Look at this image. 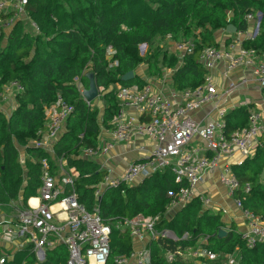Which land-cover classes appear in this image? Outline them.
I'll return each mask as SVG.
<instances>
[{
  "label": "trees",
  "instance_id": "obj_1",
  "mask_svg": "<svg viewBox=\"0 0 264 264\" xmlns=\"http://www.w3.org/2000/svg\"><path fill=\"white\" fill-rule=\"evenodd\" d=\"M258 12L262 14L259 32L244 39L243 46L261 52L264 0H30L28 13L39 26V33L30 24L18 21L8 37H0V92L3 84L12 80H18L24 87L17 93V107L10 118L0 112V207L22 199L23 209L28 199L37 195L41 160L48 154L41 148L28 147L23 165L15 140L26 145L36 138L46 128L45 108L61 97L73 110L66 122L67 131L54 150L58 158H66L68 165L78 170L76 191L80 201L91 211L97 209L103 222L111 227L112 252L106 264H116L117 256L131 254L132 238L118 223L137 215L160 216L161 227L180 237L186 232L191 235L188 240L152 241L150 264H192L180 258L169 263L165 253L192 245L201 236L209 237L207 247L214 252L227 254L238 249L240 264H264V242L250 249L234 227L225 237H218L219 229L224 227L222 211L204 209L194 200L172 219L163 218L181 186L171 168L159 169L135 185L106 188L96 199L95 191L104 172L97 163L75 157L83 148L98 146L101 123L110 128L119 107L115 90L107 91L102 96L106 106L100 123L99 109L82 95L81 89L89 85L87 71L94 72L97 86L105 90L116 83L141 87L147 81L139 75L130 81L121 80L122 75L135 71L143 61L139 46H149L155 39L182 37L196 41L195 51L183 57L172 53L167 63L174 70L176 89L195 88L204 82L206 74L199 61L200 53L207 47H220L215 31L230 24L237 31H246L247 16ZM108 47L114 51L113 61H117L112 69ZM163 60L166 61L164 55ZM249 115L246 106L226 113L224 134L229 137L246 127ZM232 169L241 185L237 194L245 197L244 207L264 214V180L260 176L264 170V143L253 156L232 165ZM247 183L250 190L244 192L242 187ZM67 258L65 246H58L46 251L45 263L67 264ZM34 262L32 245H28L16 251L7 264Z\"/></svg>",
  "mask_w": 264,
  "mask_h": 264
},
{
  "label": "built area",
  "instance_id": "obj_2",
  "mask_svg": "<svg viewBox=\"0 0 264 264\" xmlns=\"http://www.w3.org/2000/svg\"><path fill=\"white\" fill-rule=\"evenodd\" d=\"M29 2L0 0V37H8L18 21L30 24L33 31L39 33V26L28 13ZM252 18L253 14L247 16L248 20ZM237 33L240 37L228 45L202 50L199 61L206 70L205 80L195 88L179 90L170 87L164 91L148 82L141 87L136 84L117 85L115 96L119 107L108 128L109 138L95 148H83L77 157L90 161L97 155H106L117 144H131L143 139L151 141L153 146L143 158L131 161L124 172L118 173L112 167L106 168L95 191L96 199L106 188L131 186L157 170L169 167L175 174L176 182L181 183L170 206L182 209L197 200L202 208L208 209L212 207L213 201L207 193L199 191L198 186L206 171L218 169V182L227 189L233 198L234 209L241 213L244 220V228L239 231L242 241L250 249L264 242V214H257L244 207L245 197L237 194L241 185L229 162L236 155L244 158L253 156L258 146L264 143L263 114L251 110L248 125L229 137L223 132L225 115L228 113L226 109L218 108L216 119L205 123L194 117L206 105L219 103L223 94L231 95L243 85L255 82L264 89V51L243 46L244 39L255 37V29L248 32L247 37L245 31ZM196 46L194 39L181 40L176 43L174 52L183 57L194 52ZM113 52L108 47L107 56L112 57ZM114 64L117 65V61ZM221 64L231 73L247 70L250 76L245 75L237 82H231L222 91L215 85L212 75ZM11 89L17 94L24 87L18 80L3 84L0 112L5 113L3 102L8 98L7 91ZM72 110L73 106L65 103L61 97L45 108L46 128L38 136L46 138L35 140L36 146L45 149L48 154V157L41 160L39 197L36 203H32L29 198L27 206L18 211L16 223L8 226L4 232L7 236L32 244L38 263L45 262L47 250L65 246L68 252L67 264H106L112 252L110 225L103 222L97 209L91 211L80 201L76 191L78 170L70 167L66 158L56 156L54 159L58 161L55 163L64 175L61 182L52 171V153L44 147L51 143L48 141L57 143L61 139ZM242 189L248 192L250 184L247 183ZM160 221V216L137 215L119 222L120 228L128 231L132 238V252L129 256H117L115 263L150 264L149 245L152 241L191 238L187 232L180 237L173 230L161 227ZM133 242L141 246L136 249ZM208 243L209 237L201 236L192 245L167 251L165 259L169 263L180 258L192 264H240L238 249L234 253H217L207 247ZM11 259V254L2 253L0 264H7Z\"/></svg>",
  "mask_w": 264,
  "mask_h": 264
},
{
  "label": "crops",
  "instance_id": "obj_3",
  "mask_svg": "<svg viewBox=\"0 0 264 264\" xmlns=\"http://www.w3.org/2000/svg\"><path fill=\"white\" fill-rule=\"evenodd\" d=\"M257 14L260 15V12H258ZM255 15L253 14V18L251 20H248V29L247 31H245L247 33L246 37L248 36V32L251 33L254 31V29L256 31V28L258 26V24L256 23V20H258V18H256ZM226 28L218 29L214 33V37L216 41L220 44V46H225L228 43H231L232 41L240 37L239 33L228 32ZM244 36L245 35L241 36V38H243ZM107 58L113 61V56L110 57L109 55L107 56ZM168 75L171 77V79L170 80L163 79L164 82H162L159 77H155V85L157 86L158 90L161 89V90L166 91L170 87L175 88L173 86L174 70H170ZM212 75H213V80H214L215 85L222 91H225L228 88V86L231 84V82L233 81L237 82L238 80L241 79V77H244L245 75L250 76L249 71L247 70L231 73L226 69L224 64H221L217 69H215ZM165 81H167L168 84L162 85V83H165ZM117 85L118 83L113 84L107 90H105L103 87L99 89L105 90L104 92L105 94L107 91L111 89H115ZM16 96L17 94L15 93L14 96L10 97L9 95L8 98L4 100L3 108L5 112L7 110L10 111V109H13L12 105H15L17 101ZM95 102L96 101L93 102L94 105L96 104ZM98 106H103V109H105L106 104L104 102V99L102 100V104ZM241 106L248 107L250 112L251 110L260 111L263 114V123H264V89L259 87L258 84L255 82H251L248 85H243L239 87V89L236 90L231 95L223 94L221 101L219 103L206 105L198 113H195L194 117L197 120L205 123L206 121L216 119L217 110L220 107L226 109L227 112H230ZM103 113L104 112L101 113L100 111V114H99V117L101 119L100 123L102 122ZM66 131H67V125H65L63 129V132H66ZM37 138L38 140L40 138L44 140L46 137L37 136ZM108 138H109V129L103 126L101 123V129H100L99 136H98V145H102V143ZM31 140H32L31 144L26 145L25 149H20L18 146H16L19 152V160L23 165L27 157L28 147H37L35 140L34 139H31ZM48 142H51L49 143L51 146H49L48 144L47 146H44V147H46L47 149L51 151L53 160H54L53 163H55L58 161V159L57 161L54 159L56 157V153L54 150L56 142L54 143L53 141H48ZM152 146H153V143L146 139L139 140L131 144L121 143V144L115 145L106 155L104 156L101 154L97 155L96 157L91 158L90 161L97 163L100 166L102 171L106 170V168L108 167H112L114 170H116V172L120 173V172H124V170L126 169V167L131 161L135 159L143 158L145 155H147L149 151L152 149ZM43 150L46 152L45 149ZM77 156L75 157L78 158ZM245 159L246 158H244L241 155H236L235 157L230 159L229 162L231 165L240 164ZM223 162L224 160L221 162V164ZM218 172H219L218 169L206 171L203 175V179L201 183L198 186V190L204 193H207L211 197L213 201V205L211 207L212 211L214 212L222 211V214H224V216L222 215L221 221L224 223V228L228 229L229 231L231 227H234L236 231H240L244 228V224H243L244 220L241 216V213L234 209L233 198L228 194L227 189L224 186L220 185V183L218 182ZM141 181L142 180H138L135 184H138ZM38 197H39V189H38L37 195L30 198L32 199V201L34 200L32 203H36L37 202L36 199ZM22 204H24L23 200L19 199V201L12 202L7 207H0V235L4 233V230L8 226H11L14 223H16L15 219H16L18 211L21 209L20 206ZM26 206H27V203H26ZM179 210H180V207H178V209H176V207H173V206L170 208L168 207L167 211L163 215V218L172 219L177 214V211ZM2 239L3 238L0 236V247H4V248L6 247L10 250H12L13 246L18 247L17 249L12 250L11 252L12 259L16 251L22 250L26 248L28 245H32L24 241L23 239L19 240L17 238H14L13 240H9L8 242ZM140 246H141L140 243L133 242L134 248L137 249ZM33 264H42V263H38L36 260V262H34Z\"/></svg>",
  "mask_w": 264,
  "mask_h": 264
},
{
  "label": "rangeland",
  "instance_id": "obj_4",
  "mask_svg": "<svg viewBox=\"0 0 264 264\" xmlns=\"http://www.w3.org/2000/svg\"><path fill=\"white\" fill-rule=\"evenodd\" d=\"M258 16V14L255 15V17ZM29 25H28V28ZM184 40L182 37L179 38H165L163 40H159V39H155L153 41V43L151 45H146V46H139V55L143 58V61L139 63V65L137 66V68L135 69V74L139 75L142 77L143 80L147 81L148 83H151L153 85H155V77H159L160 80L162 82H164L163 79L165 80H170L171 77L168 75L170 70H173V68H170L168 66V58L170 54H174L175 52V45L177 42ZM176 54V53H175ZM163 55L166 58V61L163 60ZM111 66L110 68H114L116 65L114 64L113 61H111ZM168 75V76H167ZM171 75V74H170ZM168 78V79H167ZM168 82L165 81V83H162V85H167ZM104 90L100 89L99 90V97L94 100L96 101L94 107H97L99 109V111L104 112L103 106H98L102 104V96L104 95ZM7 96L10 95V97L14 96L15 91L14 90H9L7 91ZM93 101V102H94ZM4 103V102H3ZM17 104V101H16ZM12 105L13 109L7 110L5 113H3L1 111V113H3L5 115V117L7 119L10 118V116L13 113V110L15 109V107H17V105ZM34 140H38V138H34ZM32 140L27 141L26 145L31 144ZM15 144L16 146H18L20 149H25L26 145L24 144H19L17 142V140H15ZM49 146H51L49 144ZM67 170V169H65ZM52 171L54 173V175L56 176L57 179H59L61 182H63V171L60 169L59 165L57 163H52ZM171 206H169L170 208ZM177 209V208H176ZM211 210V208H209ZM167 211V210H166ZM212 211V210H211ZM178 212V211H177ZM224 216V214H222ZM4 240V241H9V240H13L14 237L13 236H7V234L4 232L2 233V235H0ZM17 246H13L12 250L17 249ZM1 250H3V253H8L11 254L12 250L8 249V248H4V247H0Z\"/></svg>",
  "mask_w": 264,
  "mask_h": 264
},
{
  "label": "water",
  "instance_id": "obj_5",
  "mask_svg": "<svg viewBox=\"0 0 264 264\" xmlns=\"http://www.w3.org/2000/svg\"><path fill=\"white\" fill-rule=\"evenodd\" d=\"M261 19H262V14L260 13V15L258 17V26H257L256 31H255L256 35L259 32V25H260ZM226 30L228 32H237V29L232 24L228 25ZM143 46H146V44H143ZM85 76L87 77V79L89 81V85L87 88H84L82 90V95L86 99V101L88 103H90L99 97V90L100 89L97 86L94 72L88 71V72H86ZM134 77H135V71L131 70V71L125 73L124 75H122L121 80L122 81H130ZM260 176H261V179L264 180V170L262 171ZM226 235H227V230H225L224 228H220L219 232H218V237L222 238V237H225ZM44 264H46V263H44Z\"/></svg>",
  "mask_w": 264,
  "mask_h": 264
},
{
  "label": "clouds",
  "instance_id": "obj_6",
  "mask_svg": "<svg viewBox=\"0 0 264 264\" xmlns=\"http://www.w3.org/2000/svg\"><path fill=\"white\" fill-rule=\"evenodd\" d=\"M259 17V15L257 16V18ZM256 36V35H255ZM143 45V44H142ZM88 72V71H87ZM83 89H81V91H82ZM115 90V89H114ZM45 263V262H44ZM44 263H42V264H44Z\"/></svg>",
  "mask_w": 264,
  "mask_h": 264
},
{
  "label": "bare ground",
  "instance_id": "obj_7",
  "mask_svg": "<svg viewBox=\"0 0 264 264\" xmlns=\"http://www.w3.org/2000/svg\"><path fill=\"white\" fill-rule=\"evenodd\" d=\"M33 201H34V200H33ZM33 201H32V202H33Z\"/></svg>",
  "mask_w": 264,
  "mask_h": 264
}]
</instances>
